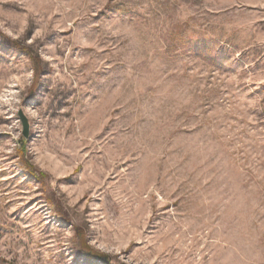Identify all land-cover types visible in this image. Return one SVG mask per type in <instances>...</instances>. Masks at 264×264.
I'll use <instances>...</instances> for the list:
<instances>
[{"label": "rangeland", "instance_id": "374dc122", "mask_svg": "<svg viewBox=\"0 0 264 264\" xmlns=\"http://www.w3.org/2000/svg\"><path fill=\"white\" fill-rule=\"evenodd\" d=\"M0 264H264V0H0Z\"/></svg>", "mask_w": 264, "mask_h": 264}, {"label": "trees", "instance_id": "16d2710c", "mask_svg": "<svg viewBox=\"0 0 264 264\" xmlns=\"http://www.w3.org/2000/svg\"><path fill=\"white\" fill-rule=\"evenodd\" d=\"M16 43V42H15ZM20 50H23V51H25L26 53H31V51H29L27 48H25V47H22ZM38 58H34V63H35V65H36V69H38L39 68V62H38ZM23 168H25V169H27V170H29L31 173H33V171H34V168H33V166L31 165V164H24V166H23ZM77 235L79 236V239H80V243L82 244V247H84L85 249H87L86 251H88V245H87V242H86V240L85 239H83L84 238V236H83V234L82 233H79V231H78V233H77ZM85 251V252H86Z\"/></svg>", "mask_w": 264, "mask_h": 264}, {"label": "water", "instance_id": "95a60500", "mask_svg": "<svg viewBox=\"0 0 264 264\" xmlns=\"http://www.w3.org/2000/svg\"><path fill=\"white\" fill-rule=\"evenodd\" d=\"M18 114L20 115V119L22 121V126H23L22 134H23L24 137H28L29 129H30L29 121H28L27 117L23 114L22 111H20Z\"/></svg>", "mask_w": 264, "mask_h": 264}]
</instances>
